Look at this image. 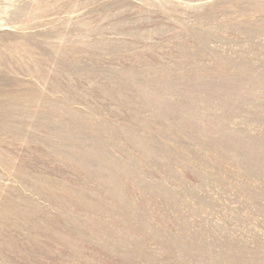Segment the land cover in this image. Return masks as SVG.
Instances as JSON below:
<instances>
[{
  "label": "rangeland",
  "instance_id": "374dc122",
  "mask_svg": "<svg viewBox=\"0 0 264 264\" xmlns=\"http://www.w3.org/2000/svg\"><path fill=\"white\" fill-rule=\"evenodd\" d=\"M0 264H264V0H0Z\"/></svg>",
  "mask_w": 264,
  "mask_h": 264
}]
</instances>
